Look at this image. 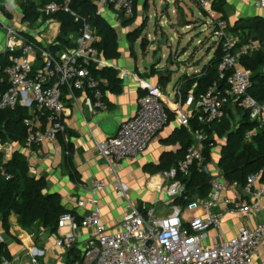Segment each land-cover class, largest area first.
I'll return each instance as SVG.
<instances>
[{
	"label": "built area",
	"instance_id": "built-area-1",
	"mask_svg": "<svg viewBox=\"0 0 264 264\" xmlns=\"http://www.w3.org/2000/svg\"><path fill=\"white\" fill-rule=\"evenodd\" d=\"M190 1L208 19L206 26L215 39L214 46L221 47L223 52L217 67V81L208 86L198 99L188 96L185 101L192 111L191 119L200 126L220 125L226 118L228 107L232 106L249 113L251 121L264 131V104L248 94L251 72L240 62L242 57L257 52L260 43L249 41L237 47L239 39L228 31L226 20L214 8L220 0ZM72 2L60 0L39 9L42 16L63 12L81 23L76 46L59 52H52L47 47L37 48L23 32L0 18V32L3 34L1 53L8 57V65L0 66V83L8 86L0 94V111L17 107L26 110L23 126L28 157H41L42 147L64 133V93L86 94L96 113L108 110L105 82L93 74L96 68L105 67L106 62L97 47L92 28L71 9ZM253 7L264 18V0L255 1ZM103 8H110L119 18L129 20L134 14L135 0H98L96 16L101 15ZM141 90L143 93L138 98L134 116L122 123L113 137L97 145L99 155L110 167L142 155L168 125L171 106L165 93L161 88L146 83L141 84ZM174 96L178 102L171 111L178 115L181 105L179 89ZM180 118L182 126H190L188 116ZM255 132H250L247 139ZM194 136L195 142L187 148L184 158L161 174L170 201L168 211L156 215V205L137 207L129 203L117 228L110 231L101 221V209L96 199L107 185L93 180L87 186L91 196L89 212L80 220L71 214L62 215L57 227H67L68 231L55 238L54 246L68 253L76 247L79 239L83 240L79 257L72 264H255L264 246V220L252 229L241 228L237 236L230 239L218 231L223 218L215 211L220 194L228 187H239L236 183L227 185L222 178L211 176L203 148L207 145L212 149L215 144L202 130L196 131ZM192 171L210 177L207 197L195 199L185 208L174 205L176 199L188 201L186 187L177 177L187 178ZM0 173L5 180L10 179L3 167H0ZM258 180L259 175L247 178L245 186L239 189L240 200H224V204L229 206L226 214L256 216L264 213V186L256 187ZM114 191L129 202L126 186L118 178L114 182ZM83 206L84 202H79V207ZM186 212L200 214L187 219L184 216ZM211 230L218 233L208 244V232ZM14 262L13 259H3L1 264ZM30 264H40L38 257L33 255ZM258 264H264V260Z\"/></svg>",
	"mask_w": 264,
	"mask_h": 264
},
{
	"label": "crops",
	"instance_id": "crops-1",
	"mask_svg": "<svg viewBox=\"0 0 264 264\" xmlns=\"http://www.w3.org/2000/svg\"><path fill=\"white\" fill-rule=\"evenodd\" d=\"M255 1L257 0H223V12L228 26L231 28H239L246 24V26H250V23H244V21L252 20L257 17L263 18L260 11L253 7ZM95 3L97 12L98 1ZM12 4L20 12L15 2L13 3L12 1ZM147 5L148 0H137L135 18L130 22L123 18H119L110 8H103L101 15L98 16L115 30L119 45V58L114 61H107L104 59L106 62L105 67L96 68L95 71L104 68L116 70L118 72V78L122 80L123 87L122 92L118 95L107 90L104 91L105 100L108 105V110L106 112L96 113L93 111L86 94L75 93L69 95L64 93V105L66 110L63 116L64 133L59 135L55 141L45 144L42 147L41 157H28V150L24 137L19 140L18 136H13L12 138L6 136L3 141H0V167L1 164L10 162L15 156H22L27 162L29 175L36 179L44 178L47 184L45 193L48 195L57 194L60 197L61 205L67 211L71 212V215L77 217L78 220L90 210L88 201L91 196L87 188L88 184L93 180L105 183L107 185L106 190L99 193L96 199L101 209V221L110 231H114L117 228L120 220L129 208V205H121V210L114 207V202L118 201L117 199L122 200L125 204L130 203L137 207L143 205L148 207L162 205L166 208L168 204L170 205V201L165 193L166 186L161 174L151 176L148 174L147 168L165 162V158L168 156H176L179 159L185 154L186 149L182 148L176 136L179 132L186 131V133L191 134V141L193 143L195 142V136L192 134L190 126L184 127L180 123V116H188V118L191 119L192 115L191 109L185 104L186 99H182L183 82H179V79L183 75L177 79L176 83L169 91L170 93L167 94L165 91L168 89L167 87L171 82L170 72L157 67L141 70L137 67L131 54L128 53V49L131 51V47L138 39H135V35L138 36V29L143 28L145 25L144 22L141 26V17L139 14L141 13V16H144L145 12L148 10ZM176 6L184 13V6L182 7L179 5L178 2ZM3 7L7 12L5 5H3ZM164 12H166V9ZM0 15L4 17L8 24H11L9 14L7 15L3 12L1 5ZM30 26L36 28V31L31 32L15 28L27 34L33 41L43 46L56 45L61 30L60 23L39 19ZM186 29L189 30L190 26L187 25ZM92 30L98 45L101 42V37L97 35L94 28H92ZM248 31V29H239L238 36L244 33V36L247 37ZM161 34V27L157 25L156 22L155 35L158 36ZM238 36L239 43L237 47L245 45L246 43L241 44L242 39L245 40V38ZM73 37L74 34L70 33L69 38ZM213 47L215 52L216 47ZM2 48L3 34L0 32V55H2ZM121 48L123 52L120 51ZM262 49L263 47L260 43V49L257 52ZM192 65L193 62L189 63L186 67L187 70L184 75L187 77L193 75L199 76L206 64L201 69L197 70H192ZM197 65L199 64L197 63ZM188 71H190V73ZM168 79H170V82L167 86L164 87L160 84V80L166 81ZM103 81L106 85V81ZM143 83L161 88L166 95V100L171 106V110L175 106V103L178 102V98L174 95L175 91L179 89L181 95L180 113L176 115L173 111H168V125L151 141L147 150L142 155L135 159L114 163L113 166L110 167L99 155L97 145L113 137L117 133L119 126L134 116L137 110L138 98L143 93L141 90V84ZM192 92L193 91H189L187 97L193 96ZM241 118L242 112H240L239 109L232 106L228 107L226 120H229L232 126L237 125ZM235 119L237 121L233 123ZM6 123L7 122H5V124ZM212 127L210 126L209 128L211 129ZM211 138L215 145L209 150L208 162L210 173L211 176L221 178V171L218 168L220 152L216 154L215 151L218 142L221 140L223 141V139L217 137L214 128H212L211 131ZM69 160L70 165L68 162ZM31 169L33 171H31ZM1 178H4V176L0 173V180H2ZM116 178L124 185L131 179L134 185L138 184V186H140V188H132L131 193L135 200L134 203L130 202L129 196V202H127L124 198L116 195L114 191V182ZM262 186H264V184L260 182L259 178L256 187ZM241 198V192L238 188L228 187L220 194L218 205L215 207V211L223 215L218 231L222 233L226 239L237 236L241 228L252 229L257 223L264 220V213L256 216H245L241 214L232 216L226 214V209L229 206L224 204V200L232 202L238 201ZM79 202H84V206L79 207ZM166 211L163 210L161 212L163 213ZM199 214L200 212H186L184 216L190 219L194 215ZM8 225V231L5 232L0 221V241L5 243L9 253L15 261L14 264H30V259L33 255L38 257V260L41 259V261H39L40 264H66L67 253L56 248L54 246V241L56 237L68 231L67 227L62 229L57 227L55 234H50L38 224L29 230H25L19 225L18 217L15 214L9 216ZM41 233L44 234L43 237L40 236ZM217 233L218 232L215 230L208 232V244L211 243V238ZM82 241L83 240L79 239L74 248L78 255L82 248ZM259 255L260 258L254 261L255 264L264 260V246L260 249Z\"/></svg>",
	"mask_w": 264,
	"mask_h": 264
},
{
	"label": "trees",
	"instance_id": "trees-1",
	"mask_svg": "<svg viewBox=\"0 0 264 264\" xmlns=\"http://www.w3.org/2000/svg\"><path fill=\"white\" fill-rule=\"evenodd\" d=\"M0 0V3L2 4ZM98 0H73L71 9L91 28H94L97 35L101 37L100 44L97 45L102 57L107 61H114L119 58L118 39L115 30L107 25L100 17L96 16V3ZM60 0H16L15 4L20 10L22 20H27L29 25H33L39 19L43 21H54L61 24L60 34L57 38L56 45L43 46L42 44L33 41L27 34L23 35L27 40L33 43L37 48L47 47L52 52L71 49L76 46V40L80 37L81 23L75 22L74 18L66 13L57 12L49 17L42 16L39 9L50 4L59 3ZM136 3L133 17L128 21H133L136 14ZM177 3V1H176ZM215 10L225 19L223 12V0L218 1ZM2 10L7 15L8 13ZM226 20V19H225ZM244 23H250V26H241L239 28H231L228 26V31L238 36L239 29H248L247 37L240 35L242 39L241 44L249 41H258L262 44L263 49L257 53L249 54L241 58L242 66L251 72V87L248 94L258 103L264 104V19L257 17L252 20H246ZM143 28H139L141 32ZM73 33L74 37L69 38V34ZM238 36V37H240ZM139 36L135 35V39ZM240 44V45H241ZM145 46V42H143ZM223 56L221 47H217L212 59L206 64L199 76L193 75L187 77L183 75L179 82L182 83V99H187V93L193 91L194 99L205 91V89L217 81V67ZM8 65V57L0 55V66ZM94 76L106 81L104 91H109L113 94H120L122 92V80L118 78V72L112 68H104L102 70L93 71ZM170 79L166 81L160 80V84L167 86ZM6 83H0V94L7 90ZM186 101V100H185ZM242 112L240 122L232 126L229 120H224L220 125L200 126L195 119L190 120V128L192 134L196 131L202 130L209 140L211 138V131H214L218 138L223 139L224 143L221 146L220 157L218 161V168L221 171V178L227 185L236 183L239 189L245 186L246 180L251 175H259L260 182L264 184V131H262L256 122L250 121L249 113ZM26 117V110L17 107L14 110L0 111V141H3L6 136H18L21 140L25 138V129L23 126V119ZM5 122H7L5 124ZM11 125V126H10ZM212 127L211 129L209 127ZM255 130L250 139L247 135ZM179 142L183 149H186L193 144L191 141V134L186 131H181L177 135ZM187 147V148H186ZM208 146H204L203 153L207 160H209ZM186 153V152H185ZM176 156H168L165 162L158 165L149 166L147 168L148 174L151 176L162 174L174 168L178 161L183 159ZM70 165V160L68 161ZM7 174L10 176L9 180L1 178L0 180V221L5 232L8 231V218L11 214L18 217L19 225L29 230L36 224L46 229L50 234H55L57 231V224L59 218L64 214H70L60 202V197L57 194H46L47 184L44 178L36 179L29 175V168L27 162L22 156H15L10 162L1 164ZM177 179L186 187L185 197L187 202L182 199L174 200L173 204L185 208L186 205L195 200H203L207 197L210 186V177L203 174H198L192 171L190 176ZM79 257L75 249L67 253L66 264H72ZM12 261V256L9 253L5 243L0 242V264L2 260Z\"/></svg>",
	"mask_w": 264,
	"mask_h": 264
},
{
	"label": "rangeland",
	"instance_id": "rangeland-1",
	"mask_svg": "<svg viewBox=\"0 0 264 264\" xmlns=\"http://www.w3.org/2000/svg\"><path fill=\"white\" fill-rule=\"evenodd\" d=\"M12 1L14 3L16 0H4L0 5L1 7L5 5L13 27L35 32L36 28L31 27L27 20H22L20 12L13 6ZM176 1L182 7L184 6V13L177 8ZM176 1L167 0L165 3L166 12L161 16L160 10L164 5L163 0H148V10L144 16H141V13L139 14L141 26L145 22L143 30L137 33L139 37L131 47L132 50L128 49V53L131 54L132 59L141 70H143L144 63L152 64L159 56L156 67L170 72L171 75V82L165 91L167 94L170 93L169 91L177 79L186 73V67L189 63L193 62L192 70L201 69L208 63L213 56L215 42V39L210 35L209 29L205 26L208 23V19L197 5L190 0ZM0 18L5 21L2 15H0ZM156 22L161 27L162 33L158 36L155 35ZM187 25L190 26L189 30L186 29ZM164 39L166 43L163 45ZM143 42L146 43L145 46H142ZM120 51L123 52L122 48ZM188 72L190 73V71ZM236 121L235 119L233 123ZM223 143L224 141L222 140L218 142L216 154L220 152ZM128 182L127 184L125 183L127 187L126 193L130 197V202L134 203L135 200L131 193L132 188L136 189L140 188V186L137 183V185H134L131 179ZM117 200L114 202V207L119 208V210L122 209L121 205H128L122 200ZM163 210L168 211L167 207L157 206L156 215H159Z\"/></svg>",
	"mask_w": 264,
	"mask_h": 264
},
{
	"label": "water",
	"instance_id": "water-1",
	"mask_svg": "<svg viewBox=\"0 0 264 264\" xmlns=\"http://www.w3.org/2000/svg\"><path fill=\"white\" fill-rule=\"evenodd\" d=\"M166 1L167 0H163V3H164V5L161 7V10H160V13H161V16L162 15H164V10L166 9ZM176 1V0H175ZM10 26H13V24L11 23V24H9ZM166 43V40L164 39V41H163V45ZM159 59V56H157V59L155 60V62H153L152 64H147V63H144L143 64V69H150V68H152V67H156V65H157V60Z\"/></svg>",
	"mask_w": 264,
	"mask_h": 264
}]
</instances>
